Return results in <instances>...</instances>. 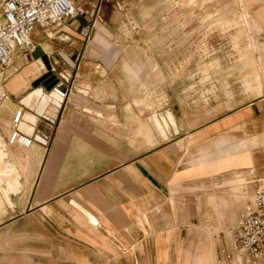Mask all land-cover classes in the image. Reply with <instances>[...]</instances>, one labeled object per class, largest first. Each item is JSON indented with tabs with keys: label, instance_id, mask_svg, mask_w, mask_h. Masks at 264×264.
<instances>
[{
	"label": "crops",
	"instance_id": "crops-1",
	"mask_svg": "<svg viewBox=\"0 0 264 264\" xmlns=\"http://www.w3.org/2000/svg\"><path fill=\"white\" fill-rule=\"evenodd\" d=\"M69 1L82 14L35 27L1 80L0 264L227 263L248 200L213 190L264 184V0H243L259 52L208 73L138 55L113 0ZM17 111L27 146L7 143Z\"/></svg>",
	"mask_w": 264,
	"mask_h": 264
},
{
	"label": "rangeland",
	"instance_id": "rangeland-1",
	"mask_svg": "<svg viewBox=\"0 0 264 264\" xmlns=\"http://www.w3.org/2000/svg\"><path fill=\"white\" fill-rule=\"evenodd\" d=\"M112 5L120 30L137 46L138 55L188 59L191 71L208 73L218 66L214 62L217 57H222L224 71L230 66L228 61L231 56L259 52L253 44V33L244 30L253 19L244 8L243 0H113ZM12 61L0 67V87ZM233 183L240 193H232L226 181L213 191L227 198L235 194L241 196V208L250 199L251 192L246 191L247 184L240 177H235ZM214 213V209L207 205L203 231L210 240L215 234L216 240L223 245V237H228L229 228L221 232L215 230ZM191 229L197 230L192 226ZM190 257L197 258L194 255ZM217 258L218 249L209 264H217ZM225 264L247 262L235 250L232 261Z\"/></svg>",
	"mask_w": 264,
	"mask_h": 264
},
{
	"label": "built area",
	"instance_id": "built-area-1",
	"mask_svg": "<svg viewBox=\"0 0 264 264\" xmlns=\"http://www.w3.org/2000/svg\"><path fill=\"white\" fill-rule=\"evenodd\" d=\"M105 0H85L95 7ZM69 0H0V67H5L16 54L29 52V34L35 27L46 28L59 24L64 19H73L82 14ZM53 72V69L51 70ZM57 99H64L67 92L60 83L51 88ZM21 112L14 113L7 143L29 145V140L19 133ZM229 236L237 253L247 264H257L264 249V184L252 189L250 199L236 217ZM225 262L232 256L221 250Z\"/></svg>",
	"mask_w": 264,
	"mask_h": 264
},
{
	"label": "bare ground",
	"instance_id": "bare-ground-1",
	"mask_svg": "<svg viewBox=\"0 0 264 264\" xmlns=\"http://www.w3.org/2000/svg\"><path fill=\"white\" fill-rule=\"evenodd\" d=\"M37 61H38V60H37ZM33 63H34V62H33ZM38 63H39V62H38ZM19 74H20V73H19ZM21 76H22V75H21ZM36 89H37V88H36ZM38 91H40V90H38ZM38 91H37V92H38ZM32 94H33V93H32ZM37 95H38V94H37ZM40 95H41V94H40ZM38 96H39V95H38ZM38 96H36V100H37ZM34 98H35V97H34ZM31 99H32V98H31ZM29 100H30V99H29ZM34 100H35V99H34ZM31 101H32V100H31ZM53 102H54V101H53ZM37 104H38V103H37ZM28 106H29V105H28ZM29 107H30V106H29ZM23 117H24V116H23ZM29 117H30V115H29ZM25 118H27V117H25ZM22 119H24V118H22ZM30 119H31V117L29 118V120H30ZM31 120H32V119H31ZM24 125H25V124H24ZM22 127H23V126L21 125V127H20L19 129L22 130ZM20 130H19V131H20ZM25 131H26L27 134H29V133H28L29 130L26 129ZM21 132H22V131H21ZM22 134H23V133H22ZM23 135H24V134H23ZM25 136H26V135H25ZM27 137H28V135H27Z\"/></svg>",
	"mask_w": 264,
	"mask_h": 264
},
{
	"label": "water",
	"instance_id": "water-1",
	"mask_svg": "<svg viewBox=\"0 0 264 264\" xmlns=\"http://www.w3.org/2000/svg\"><path fill=\"white\" fill-rule=\"evenodd\" d=\"M41 60L43 61V63L45 64V65H47L46 64V60H45V58L44 57H41ZM56 84V82L55 83H53V85L52 86H54ZM52 88V87H51Z\"/></svg>",
	"mask_w": 264,
	"mask_h": 264
}]
</instances>
